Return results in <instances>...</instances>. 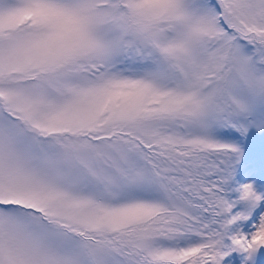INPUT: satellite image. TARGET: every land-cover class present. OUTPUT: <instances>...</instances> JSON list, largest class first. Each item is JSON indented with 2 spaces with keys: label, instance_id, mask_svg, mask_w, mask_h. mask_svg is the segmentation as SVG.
Listing matches in <instances>:
<instances>
[{
  "label": "snow or ice",
  "instance_id": "obj_1",
  "mask_svg": "<svg viewBox=\"0 0 264 264\" xmlns=\"http://www.w3.org/2000/svg\"><path fill=\"white\" fill-rule=\"evenodd\" d=\"M0 264H264V0H0Z\"/></svg>",
  "mask_w": 264,
  "mask_h": 264
}]
</instances>
